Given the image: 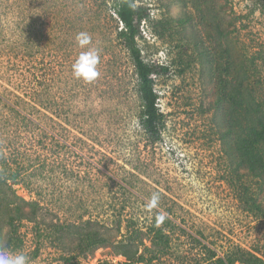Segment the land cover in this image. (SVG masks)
<instances>
[{
  "label": "rangeland",
  "instance_id": "1",
  "mask_svg": "<svg viewBox=\"0 0 264 264\" xmlns=\"http://www.w3.org/2000/svg\"><path fill=\"white\" fill-rule=\"evenodd\" d=\"M115 4L0 0V145L17 162L11 168L24 167L17 194L48 206L37 224L43 229L42 222L57 218H99L114 231L121 219L122 233L128 224L146 231L158 222L170 248L150 264H205V245L221 256L241 246L264 258V216L248 211L213 121L219 64L227 54L245 62L264 88V0L134 1L150 14L137 37L144 59L168 68L153 75L162 114L154 134L143 125L139 77L117 37L122 23ZM80 32L91 37L84 48L76 41ZM89 48L98 49L99 76L85 81L74 77L72 65ZM17 95L27 100L23 112L31 119L17 115ZM34 225L19 224L24 243L12 253L26 254L28 264H64L51 235L40 239ZM7 237L3 212L0 249L11 252ZM84 261L124 258L100 246Z\"/></svg>",
  "mask_w": 264,
  "mask_h": 264
},
{
  "label": "trees",
  "instance_id": "2",
  "mask_svg": "<svg viewBox=\"0 0 264 264\" xmlns=\"http://www.w3.org/2000/svg\"><path fill=\"white\" fill-rule=\"evenodd\" d=\"M134 1L115 0V12L122 23L117 37L128 49L139 77L143 125L149 133L154 134L158 132L157 125L162 114L157 106L158 95L154 87L153 75L160 74L162 70L168 71V68L154 66L144 59L137 37L141 34V22L148 19L150 14L143 6H136ZM26 25L23 27L26 28ZM215 29L219 35L225 36L220 23H216ZM227 53L228 50H225V54ZM27 61L31 62V60ZM31 64L36 71L35 61L33 60ZM219 65L217 96L213 108L215 130L228 161V168L244 189L248 211L264 216V88L257 79L252 78L245 67V62L236 61L227 54L226 61ZM32 75L35 76H32L31 81L37 84L40 81L37 73ZM19 76L22 77L20 73ZM0 86L2 87V84ZM12 88L18 89L15 86ZM17 97L19 101L14 107L17 115L22 119H31L29 114L23 112L25 105L28 104L27 100H23L24 98L19 95ZM38 128L50 133L47 124H39ZM9 158L5 145L1 144L0 213L4 212L8 225L5 249L16 252L22 248L24 241L19 224L24 219H28L35 223L34 233L37 237L41 239L51 235L53 244L60 253L59 261L64 264H87L84 260L100 246L111 247L112 256L124 258L123 262L117 264L132 262L150 264L168 254L169 234L166 228L156 221H153L146 231L140 226L128 224L126 232L122 233L121 219L116 220L114 231L99 218L83 217L75 221L57 218L51 224L42 222L43 229L37 224L41 223L44 217L40 219L39 217L44 212L50 213V210L38 199L26 200L17 194L15 185L18 184L19 177H22L21 170L24 167L17 164L16 168H11L13 163L17 162H11ZM147 238L151 243L150 246L145 243ZM203 248V253L206 255L205 264H264L262 256L241 246L225 252L222 256L207 245ZM38 251L39 247L36 249V257ZM105 262L108 263V260L103 263Z\"/></svg>",
  "mask_w": 264,
  "mask_h": 264
},
{
  "label": "clouds",
  "instance_id": "3",
  "mask_svg": "<svg viewBox=\"0 0 264 264\" xmlns=\"http://www.w3.org/2000/svg\"><path fill=\"white\" fill-rule=\"evenodd\" d=\"M76 41L81 48H84L91 43V37L86 32H80L76 36ZM98 63V49L89 48L87 51L81 52L72 65L74 77L85 81L96 79L99 76ZM158 199V194H153L150 203L155 205ZM0 264H28V257L22 252L12 253L0 249Z\"/></svg>",
  "mask_w": 264,
  "mask_h": 264
}]
</instances>
